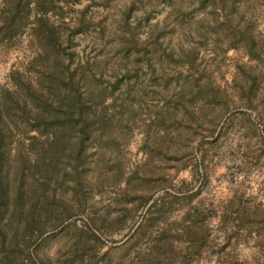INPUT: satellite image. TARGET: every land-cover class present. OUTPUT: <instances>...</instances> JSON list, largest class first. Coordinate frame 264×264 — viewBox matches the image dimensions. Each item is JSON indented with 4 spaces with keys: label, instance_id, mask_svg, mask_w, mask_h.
Segmentation results:
<instances>
[{
    "label": "rangeland",
    "instance_id": "rangeland-1",
    "mask_svg": "<svg viewBox=\"0 0 264 264\" xmlns=\"http://www.w3.org/2000/svg\"><path fill=\"white\" fill-rule=\"evenodd\" d=\"M0 124L17 264H264V0H0Z\"/></svg>",
    "mask_w": 264,
    "mask_h": 264
},
{
    "label": "trees",
    "instance_id": "trees-1",
    "mask_svg": "<svg viewBox=\"0 0 264 264\" xmlns=\"http://www.w3.org/2000/svg\"><path fill=\"white\" fill-rule=\"evenodd\" d=\"M18 104L25 110L28 103L25 99ZM9 134L4 128L0 130V264L10 262L17 264V261L10 259V256L18 251L20 238L31 230L33 222L27 214H24L21 195L16 192V186L24 177L26 179V175L23 174L28 173L30 167L26 168L23 160L11 155L8 146Z\"/></svg>",
    "mask_w": 264,
    "mask_h": 264
}]
</instances>
